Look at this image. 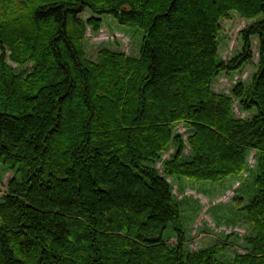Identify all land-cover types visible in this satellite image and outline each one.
Wrapping results in <instances>:
<instances>
[{
    "label": "trees",
    "instance_id": "trees-1",
    "mask_svg": "<svg viewBox=\"0 0 264 264\" xmlns=\"http://www.w3.org/2000/svg\"><path fill=\"white\" fill-rule=\"evenodd\" d=\"M232 10L263 15L223 60ZM103 13L143 30L139 55L88 57ZM253 36L251 83L215 91V77L252 60ZM236 99L257 112L235 116ZM253 150L244 252L219 259L230 234L190 250L167 177L219 182L245 172ZM0 165L15 170L0 198V264H264V0H0Z\"/></svg>",
    "mask_w": 264,
    "mask_h": 264
},
{
    "label": "rangeland",
    "instance_id": "rangeland-1",
    "mask_svg": "<svg viewBox=\"0 0 264 264\" xmlns=\"http://www.w3.org/2000/svg\"><path fill=\"white\" fill-rule=\"evenodd\" d=\"M83 18L93 15L90 8H86L81 14ZM260 13L254 18H245L236 11L230 12V17L221 18V30L219 32V57L228 60L242 49L243 40L241 30L255 19H259ZM102 24L100 29L93 30L88 26L84 38V49L89 58L96 60L98 50L107 47L112 50L124 51L131 55H139L142 43L143 30L133 25L122 24L116 21L110 14L100 15ZM253 58L236 70L223 71L214 78L212 87L217 92L232 94V90L238 82L244 85L251 83L252 77L258 69L259 44L257 36L252 37ZM12 66L19 69L24 65H18L7 59ZM28 63L27 66H30ZM257 109L254 107L248 111H242L238 99L233 103V113L237 117L250 118ZM174 132L184 138L190 132L188 127L179 123L174 127ZM174 151L171 146L162 154V159L156 162L159 171H162V160L169 158ZM185 155H189L188 145L184 149ZM257 156L255 151H250L247 157L246 171L241 175H231L219 182L193 181L186 178L167 177L172 182L175 199L182 211V220L188 237L187 247L190 250L209 246L216 239H225L230 234V245L226 252L219 255V259L230 260L237 252H244L246 243L244 237L252 232L244 211L241 207L249 202L256 192L254 178L257 172ZM15 170L0 165V198L6 191L8 180L14 175ZM173 181H172V180ZM241 199V202L239 200ZM169 242L175 243L176 236L169 227L166 230Z\"/></svg>",
    "mask_w": 264,
    "mask_h": 264
}]
</instances>
